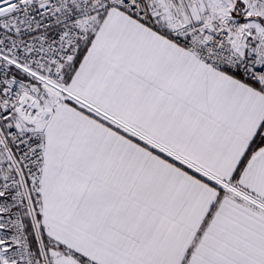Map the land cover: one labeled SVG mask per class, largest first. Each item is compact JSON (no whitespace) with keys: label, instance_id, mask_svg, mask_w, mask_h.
I'll return each instance as SVG.
<instances>
[{"label":"snow or ice","instance_id":"snow-or-ice-1","mask_svg":"<svg viewBox=\"0 0 264 264\" xmlns=\"http://www.w3.org/2000/svg\"><path fill=\"white\" fill-rule=\"evenodd\" d=\"M0 264H264V0H0Z\"/></svg>","mask_w":264,"mask_h":264}]
</instances>
